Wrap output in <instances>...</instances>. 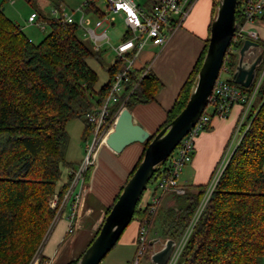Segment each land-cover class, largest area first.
<instances>
[{"label": "trees", "instance_id": "16d2710c", "mask_svg": "<svg viewBox=\"0 0 264 264\" xmlns=\"http://www.w3.org/2000/svg\"><path fill=\"white\" fill-rule=\"evenodd\" d=\"M25 1L36 7L30 12L36 15L33 22L50 25L51 30L42 41L33 43L6 17L5 1L0 0V264H27L29 261L54 214L48 200L54 194L63 195L74 172L71 163L65 161L66 123L81 119L84 124L81 140H86L92 134L87 116L100 107L114 75L124 68L123 61L115 58L106 67L107 82L95 90L98 77L88 59L101 63L100 51L77 36L80 28L76 24H62L57 16L43 10L45 4H50L61 13V1ZM155 2L146 0L145 6L149 8ZM243 2L237 0L236 24L244 22ZM217 3L218 0H213V14ZM94 8L95 3L87 11ZM257 19L264 22V6L254 21ZM252 40L263 50L252 84L244 88L228 79L248 92L253 90L264 68V42ZM207 44L208 39L161 128L185 106ZM241 44L231 45L240 48ZM237 59L238 53L228 49L224 59L228 72H233ZM140 74L141 70L131 72L130 81L120 102L112 107L111 115L126 96L123 104L128 109L135 103L153 100L161 82L151 73L137 81ZM208 128L209 124L204 130ZM237 135L239 140L175 264H264V74ZM152 137L144 143L127 180L140 163ZM166 161L159 165L149 182L161 176ZM62 167L70 171L66 183L58 188ZM91 167L85 170L81 185L87 180ZM193 188L195 192L184 191L183 204L178 203L177 210L168 214L164 239L180 240L190 225L207 184ZM144 192L131 219L138 220L141 226L148 225L154 216L148 207L139 206ZM150 251L151 247L148 250L146 247L144 253L149 255ZM77 259L69 264H75Z\"/></svg>", "mask_w": 264, "mask_h": 264}, {"label": "crops", "instance_id": "0c3cea01", "mask_svg": "<svg viewBox=\"0 0 264 264\" xmlns=\"http://www.w3.org/2000/svg\"><path fill=\"white\" fill-rule=\"evenodd\" d=\"M186 9L182 23L164 31L167 33L164 44L161 46L146 44L133 64L134 71L147 68V73L153 74L161 82L152 101L135 103L129 108L133 121L140 124L150 134L156 133L166 121L168 111L172 108L209 37L213 0H188ZM88 12L92 18L102 14V11L97 10ZM117 14L123 18L121 13ZM177 19L175 17L173 22ZM246 27L255 33L257 40L264 42V22L262 20L257 19L247 24ZM123 33L118 41L123 37ZM101 50L98 51L101 52ZM93 70L98 77L94 89L98 90L107 82L108 75L106 68L102 79L100 73ZM235 106H237L236 109ZM239 117L240 106L234 105L226 118H211L209 128L202 131L195 140V154L192 161L183 168L179 177L181 189L192 190L194 186L208 184L234 135L240 137L236 133ZM68 122L66 126L71 125V129L76 131V136L80 137L84 127L83 122L77 119H71ZM143 148L144 143L135 142L127 145L120 153H116L104 142L98 145L89 176L80 186L81 197L75 219L70 221L71 208L67 206L43 240L39 250L40 264H69L82 254L97 234L106 212L125 184ZM73 153H75L73 158L79 160L81 154H79L80 150L77 145H74L71 154ZM70 156L72 158V155ZM67 175L66 180L58 182V188L66 183ZM151 191L152 189H147L144 192L139 202L141 208L149 203ZM156 197L158 200L156 211L152 221L146 225L147 234L153 228L149 240H152L150 246L154 249L158 248L157 245L167 229L168 213L178 207L174 194L170 192H156ZM159 209L161 210L157 215ZM69 227H72L70 232H68ZM141 227L138 220H132L117 241L121 243V246L119 247L116 243L117 245L99 264H132ZM156 240L158 241L155 242ZM150 263L154 264L152 261Z\"/></svg>", "mask_w": 264, "mask_h": 264}, {"label": "built area", "instance_id": "2783aa9c", "mask_svg": "<svg viewBox=\"0 0 264 264\" xmlns=\"http://www.w3.org/2000/svg\"><path fill=\"white\" fill-rule=\"evenodd\" d=\"M93 3H95L94 10L102 11V14L96 18H92L90 12L87 11V8ZM187 6L188 0H156L149 8L139 5L136 0H80L79 5L72 10L71 13L65 12L64 9L61 10V13L56 9L52 10V13L60 19L62 24H76L82 31V35L88 39L95 50H101L106 45H110L115 53V58L122 60L124 63V68L114 75L109 90L100 107L96 108L87 116V120L91 124L93 141L92 143L90 142V145L88 144L85 158L79 164L78 169L73 172L72 178L63 195L59 197L55 194L51 200V205L56 207L55 220L62 215L67 206L71 208L69 215L70 221L75 219L81 197L80 191H75V188L77 185L81 186L85 170L93 163L96 148L100 143L104 142L106 135L113 126L117 114L124 108L123 103L127 96L121 101L117 111L111 115L112 107L120 102V96L124 92L126 84L130 81V74L134 72L133 64L138 53L148 43L154 46L163 45L167 38V33L164 31L167 28L178 26L182 23L186 15ZM263 6L264 0H244L242 10L244 22L236 24L231 44L242 43L245 39L255 38V33L249 30L246 25L254 22V17L262 11ZM76 13H79L77 18L74 17ZM116 13L122 14L125 30L123 37L119 39L115 45H111L109 32L115 21ZM175 17L178 19L173 22ZM35 18V13H31L28 17V21L33 22ZM43 24V22L39 23L42 28L44 26ZM231 44L229 50L238 53V50H235ZM147 70V68L141 69V74L137 81L147 74ZM222 71L228 72L227 68L224 66V62L202 114L195 125L184 135L169 155L164 172L157 178L156 186L151 191L150 201L146 204V207H148L149 212L152 214L155 213L157 208L158 200L156 197V190L160 192L174 191L177 194L184 193V190L179 186V177L183 168L193 159L197 136L209 124L212 117L226 118L232 107L234 105H239L240 116L242 117H239L238 120L236 128V133H238L264 74L263 68L253 90L248 92L231 84L228 79H222L220 75ZM229 155L231 154L226 153L225 159H228ZM225 159H222L214 170L200 205L190 225L180 239L181 241L177 247L178 249H176V256H174L173 253L167 264H175L191 228L208 201L224 169L227 161H225ZM71 230L72 227H69L68 232ZM146 238L147 229L145 226H142L139 230L137 249L132 264H138L139 257L144 253ZM38 263H41L39 253L33 258L30 264Z\"/></svg>", "mask_w": 264, "mask_h": 264}, {"label": "water", "instance_id": "95a60500", "mask_svg": "<svg viewBox=\"0 0 264 264\" xmlns=\"http://www.w3.org/2000/svg\"><path fill=\"white\" fill-rule=\"evenodd\" d=\"M236 5L237 0H218L211 19L206 52L196 75L195 84L183 109L168 124L155 134H150L133 121L128 108H122L117 114L111 130L104 139V143L112 151L120 153L131 143H145L150 136L153 137L147 144L137 168L125 182L105 216L97 234L75 264H99L116 245L133 217L140 196L159 165L168 159L180 140L199 119L219 76L235 32ZM262 52L263 50L254 40L248 38L242 42L238 49L237 63L231 74V81L234 84L244 88L251 85ZM150 244L152 240H149ZM175 249L176 240L167 238L157 249L151 247L149 259L154 264H167Z\"/></svg>", "mask_w": 264, "mask_h": 264}, {"label": "rangeland", "instance_id": "374dc122", "mask_svg": "<svg viewBox=\"0 0 264 264\" xmlns=\"http://www.w3.org/2000/svg\"><path fill=\"white\" fill-rule=\"evenodd\" d=\"M4 1L5 2H4L3 10H4L6 17L9 18L15 25H17L18 27L21 28L22 35H24L27 38H30L33 43L37 44L40 41H42L49 34V32L51 30L50 25L45 24L42 28L41 25L37 24L36 22H32V23L28 22V16H29L30 12L34 10L33 8L36 9V7H32L25 0H4ZM60 1H61V8L64 9V11L67 13H71L72 10H74L79 5V2H80V0H60ZM145 1L146 0H136V2L143 7H146ZM38 6H39V4H38ZM38 6H37V8H38ZM101 6H103V5H101ZM43 10L46 14H52V16H56L55 14L52 13L53 8L51 7L50 4H45L43 7ZM78 15H79V13H76L74 17L77 18ZM93 18H94V16H93ZM123 31H124L123 19L121 18L120 14H117V15L115 14V21L113 22V26L111 27V30L109 32L111 45H115L118 42V38H119V36L122 35ZM81 33H82L81 30L79 32H77V36L80 39H82L83 42H85L86 44H89L88 39L85 36H83ZM238 49H239V47L235 48V50H238ZM100 53H101L100 54L101 63L96 61V59L90 58V59H88V64H89V66H91L93 69H95L97 72L100 73V76L102 79L103 73L105 72V68L108 67L115 60V53L113 52L112 46H110V45H106L105 47H103ZM231 74H232V72H223L222 71V73L220 75H221L222 79H229V78H231ZM236 107L237 106H235L234 108L236 109ZM241 117L242 116H240V118ZM77 120L82 122L81 119H77ZM70 126H68V125L66 126V130L68 133V144H67V149H66V153H65V161L71 163L73 170L76 171L78 169L81 161L84 160V158H85L86 151H87L86 148H87L88 144L90 145V142L92 143L93 135L90 133V135L87 137L86 140H81V136L80 137L76 136V131L74 132V130L71 129ZM238 140H239V137L236 136V134H235L230 145L227 147L222 159H225L226 153L231 154V152L234 149V146L236 145ZM74 145L75 146L77 145L78 149L80 150L79 154H81V156H80L79 160H75V158H73V156H75V153L71 154L72 150L74 148ZM70 155H72V158H70L71 157ZM229 156H228V159H229ZM228 159H225V161L226 160L228 161ZM73 160H75V161H73ZM227 161H226V163H227ZM90 166L91 165H89L88 167H90ZM67 169H68L67 167H62L61 181L66 180L67 171L69 170V169L68 170ZM263 171H264V165H263ZM156 181H157V179L149 182L147 187H146V190L147 189H154L156 186ZM80 189H81L80 185H77L75 188V191H80ZM189 191L195 192L196 189L192 188V190H189ZM156 192H160V191L156 190ZM167 192L174 194L175 201L181 205L183 204V202L181 201L182 200L181 196L183 194H177L174 191H167ZM54 195L48 200V206L54 213L53 217L51 218L47 228L45 229L41 240L36 245L29 261L27 262V264H30L32 262L33 258L39 253V250L41 248L43 240H44L46 234L48 233V231L50 230V228L52 227V225L54 223V220H55L54 218L56 215V207L51 205V200L53 199ZM160 210L161 209L158 210L157 215H158ZM173 211H175V210H173ZM168 214L170 215V213H168ZM145 228H146V225H145ZM152 233H153V228H151L149 233L147 234V238H146L147 250L151 247L149 245V237L152 235ZM161 239L162 240L159 242V245L164 242V240H163L164 236H162ZM180 241L181 240L176 241V249H178L177 247L179 246ZM117 244L119 247L121 246V243L117 242ZM159 245H157V247H159ZM176 249L174 251V256H176V253H177ZM149 260H150L149 255L146 253H143L138 259V264H152V263H150Z\"/></svg>", "mask_w": 264, "mask_h": 264}]
</instances>
